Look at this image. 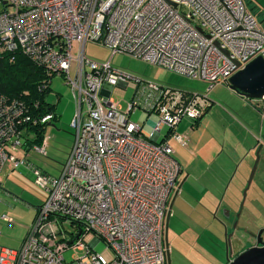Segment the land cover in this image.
<instances>
[{"label":"built area","instance_id":"obj_1","mask_svg":"<svg viewBox=\"0 0 264 264\" xmlns=\"http://www.w3.org/2000/svg\"><path fill=\"white\" fill-rule=\"evenodd\" d=\"M89 42L108 47L112 56L130 54L205 81L209 89L264 57V28L244 0H0V51H20L63 76L76 104L73 145L63 169L51 175L17 152L27 126L53 115L37 120L23 100L0 93V180L4 169L26 166L48 192L21 247L2 248L0 264H167L165 220L181 165L168 142L152 139L167 127V137L187 145L176 127L183 118L200 119L212 100L208 93L136 79L123 110L111 93L134 78L111 59L88 58ZM139 110L138 123L131 117ZM43 141L37 152L45 153ZM55 216L95 233L90 244L66 242L71 262L49 245L59 233ZM99 242L112 259L95 250Z\"/></svg>","mask_w":264,"mask_h":264},{"label":"rangeland","instance_id":"obj_2","mask_svg":"<svg viewBox=\"0 0 264 264\" xmlns=\"http://www.w3.org/2000/svg\"><path fill=\"white\" fill-rule=\"evenodd\" d=\"M244 2L246 5L256 6L259 11L262 9L264 13V0H244ZM255 16L260 22V12H256ZM75 46L77 47V44ZM84 53L92 60L111 59L116 68L134 78L130 80L128 86L116 85L112 91V97L120 102L123 110H127L129 107L127 101L137 90L136 79L191 92L208 93L214 102L202 116L203 119L195 121L193 125L192 119L185 118L183 123L185 120L189 122V129L187 128L184 132H181L184 129L178 130L182 136L189 138L188 143L191 142L187 147L180 146L178 150L175 149L174 155L179 160L177 161L183 167H187V169L184 168V175L178 182V186L181 182L183 183L188 173L193 174L195 180L192 181L191 186L187 183L180 189L169 218L167 234L172 264H226L228 259L234 258L252 246L255 243L256 234L264 228V104L262 99L241 97L226 83H218L209 89L210 84L205 81L164 69L130 54L117 53L112 56V50L100 43L89 42ZM75 69L76 65L73 64L70 73L72 77L75 75ZM50 85L51 89L46 93L45 100L54 105L53 113L56 117L50 122L51 126H47L46 151L40 153L30 150L32 161L24 158L41 171L57 175L73 145L75 128L72 126V119L76 104L71 87L66 84L63 76H54ZM247 104L257 114V128L249 125L239 113L241 109L246 110ZM226 112L232 113L237 118L241 128L235 121H233L235 124L227 121ZM141 114L142 110H139L131 118L139 123ZM167 131L168 128L164 127L162 135H165ZM251 133L256 134L263 147L260 154L255 152L248 158L244 155L239 162L235 160L230 162L227 156L228 150L216 161H214L215 154H208L209 148L208 153L205 154L206 148L214 138L219 141L230 142L226 140L230 139L232 142L246 143L250 141L247 137ZM168 139L171 138L168 137ZM20 151L17 155L23 157ZM255 165L256 169L249 183ZM15 170L14 173L9 172L7 176L3 171L1 175L3 184L0 186V251L4 247L11 249L21 247L23 239L29 234L37 217V210L48 196V192L36 183V177L31 169L21 166ZM207 186L210 189H205ZM202 191L212 193L205 194L207 197L211 196V199H202ZM215 191L218 196L216 202L214 201ZM228 211L232 213L230 216L234 218L233 222L230 221L231 218H228ZM2 214H7L12 222L3 221ZM52 220L57 223L59 233L50 239L49 245L60 249L66 262L73 260L74 253L70 246H66V242L82 239L90 244L96 238L95 233L83 224L82 234L76 238L79 232L78 224L69 218L55 216ZM229 240L230 246L227 249ZM95 250L107 259H112L111 250L107 249L104 242H99Z\"/></svg>","mask_w":264,"mask_h":264},{"label":"trees","instance_id":"obj_3","mask_svg":"<svg viewBox=\"0 0 264 264\" xmlns=\"http://www.w3.org/2000/svg\"><path fill=\"white\" fill-rule=\"evenodd\" d=\"M54 76L20 51H0V93L9 99L23 100L32 109V117L37 120L47 114L56 117L54 105L45 100ZM47 125L48 122H38L36 125L30 123L24 133V146L27 143L41 144Z\"/></svg>","mask_w":264,"mask_h":264},{"label":"crops","instance_id":"obj_4","mask_svg":"<svg viewBox=\"0 0 264 264\" xmlns=\"http://www.w3.org/2000/svg\"><path fill=\"white\" fill-rule=\"evenodd\" d=\"M250 7L253 9V11H254V13H256V12H260V18H261V24H262V26H263V28H264V13H263V11H262V9H260V11H259V9L256 7V6H254V7H252V4L250 5ZM221 84H224V83H221ZM240 95V94H239ZM210 96V95H209ZM241 96V95H240ZM241 97H243V96H241ZM211 98V97H210ZM212 100V99H211ZM212 104H214V102L212 101ZM211 104V105H212ZM214 106V105H213ZM212 106V107H213ZM210 108V107H209ZM207 112V111H206ZM239 113L241 114V115H243V118L246 120V122L250 125L251 124V126L253 127V128H257V114H256V112H255V110H253V108H250L249 107V105L247 104V108H246V110L244 111V110H239ZM226 115H227V121L230 123H234L233 121H235V123H240L238 120H237V118L232 114V113H228V112H226ZM185 118H183L180 122H179V124H178V126L176 127V130H177V132H178V130L179 129H184L183 131H181V132H184L185 130H187V128L189 127V122H185L184 121V123H183V120H184ZM201 119H203V117L201 118ZM190 120V119H189ZM194 121V120H193ZM195 121H197V120H195ZM195 121L193 122V125H194V123H195ZM234 123V124H235ZM192 125V124H191ZM48 127L49 126H51V124H50V122H48V125H47ZM240 128H241V125L239 124L238 125ZM189 129V128H188ZM243 129V128H242ZM48 130V129H47ZM47 130H46V132H47ZM180 131V130H179ZM181 134V133H180ZM227 136V135H226ZM226 136H225V139H226ZM248 136L249 137H247L248 139H250V141H248V142H246V143H244V142H241V141H236V142H232L230 139H226V140H229L230 142H226V141H219V140H216L215 138L213 139V140H211V144L206 148V151H205V154H207L208 152H207V149L209 148V150H210V153H208L209 155H211V154H215V156H214V161H216V160H218V158L220 157V155L222 154V153H224V152H227V150H228V152H227V156L229 157V159H230V162L231 161H233V160H235L236 162H239V160L245 155V157L246 158H248V156L249 155H252V153H254L255 154V152H258L259 154H260V152L262 151V146L260 145V140H259V138L256 136V134L255 133H251V134H248ZM228 137V136H227ZM46 138V137H45ZM168 140V143L173 147V150H174V154H175V149H179L180 148V146L181 147H187V146H189L190 145V143L191 142H189L188 143V140H189V138L187 139V145H185V146H182L180 143H178L176 140H174V139H167ZM31 145H29L28 143L25 145V146H23V149L20 151V154L23 156V157H26L28 160H30V161H32L30 158V150H35L34 149V145H36V144H32V143H30ZM42 144V143H41ZM214 144V145H213ZM46 146H47V139H46ZM259 146H260V148H259ZM214 147H215V150H214ZM247 155V156H246ZM174 157H175V155H174ZM176 158V157H175ZM209 158V157H208ZM177 159V158H176ZM178 160V159H177ZM208 160V159H207ZM179 161V160H178ZM180 163V162H179ZM180 165H181V173H180V176H179V180H178V182L182 179V177H183V175H184V168H186L187 169V167H183V165L180 163ZM3 171H5V174H6V176H7V174L10 172V173H14L16 170H11V169H4ZM2 175V174H1ZM193 180H195L194 179V177H193V174H190V173H188L187 175H186V177L183 179V183L181 182L180 184H179V186L177 187L178 189H179V191H178V194L180 193V189L182 188V187H185L186 186V184L188 183L190 186L192 185V181ZM3 181H2V176H1V180H0V186L3 184L2 183ZM177 188H176V190H177ZM203 188H204V186H203ZM210 189V187H208L207 186V188H205V189ZM177 194V195H178ZM205 194H212V193H208L207 191H202V195H201V198L202 199H204V198H207V199H211V196H209V197H207V195H205ZM215 196H216V199L214 200L215 202L218 200V196H217V191H215ZM177 197V196H176ZM176 200V199H175ZM212 201V200H211ZM175 203V202H174ZM212 204H215V203H213L212 202ZM174 206V205H173ZM227 207H228V209H229V206L228 205H226ZM173 208V207H172ZM229 212V211H228ZM230 214L232 215V213H230L229 212V214H228V218H231L230 219V221H232L233 222V220H234V218H232V216H230ZM4 215H7V214H2V216H1V219L3 220V221H6V220H4L3 219V216ZM8 216V215H7ZM228 229V228H227ZM227 233H228V231H227ZM233 235H234V230H233ZM26 238V237H25ZM25 238L23 239V242H24V240H25ZM22 242V243H23ZM5 248V247H4Z\"/></svg>","mask_w":264,"mask_h":264},{"label":"water","instance_id":"obj_5","mask_svg":"<svg viewBox=\"0 0 264 264\" xmlns=\"http://www.w3.org/2000/svg\"><path fill=\"white\" fill-rule=\"evenodd\" d=\"M228 85L230 89L237 92L241 96L249 99H262L264 96V57L259 55L255 57L253 60L248 62L246 66L236 73H234L228 79ZM256 169V165L253 168L251 176L249 178V183H251L254 172ZM178 193V192H177ZM177 193L173 196L167 214H166V225H165V246H166V255L168 264H171L170 257V245L168 242V222L171 215L172 207L174 205ZM263 229L259 230L256 234L257 236V245L251 246L239 253L234 258H230L227 260L226 264H264V246H259L261 242V234L263 233ZM81 231L77 234L80 236ZM227 237L228 234L226 233ZM231 238V236L229 235ZM73 240L68 241L67 244H72ZM230 240L227 243V249H229Z\"/></svg>","mask_w":264,"mask_h":264},{"label":"bare ground","instance_id":"obj_6","mask_svg":"<svg viewBox=\"0 0 264 264\" xmlns=\"http://www.w3.org/2000/svg\"><path fill=\"white\" fill-rule=\"evenodd\" d=\"M130 82V81H129ZM129 82H128V84H129ZM123 86H128V85H123ZM114 89V88H113ZM137 91V90H136ZM136 93V92H135ZM134 93V94H135ZM111 97H112V93H111ZM113 98V97H112ZM114 99V98H113ZM115 100V99H114ZM135 102V101H134ZM137 103V102H136ZM137 104H139V103H137ZM54 119V117L50 120V121H48V122H51L52 120ZM163 130V129H162ZM168 132V131H167ZM167 134V133H166ZM162 135V133H161V135L159 134V133H156L155 135L156 136H160L158 139H156V138H153L152 140L153 141H158V142H161V141H166V142H168V137H167V135ZM45 138V137H44ZM44 140V139H43ZM24 141H25V137H24ZM29 142V141H28ZM44 142V141H43ZM43 142H42V144H36V145H34V146H39V147H42L43 146ZM173 148V147H172ZM45 151H46V146H45ZM26 159V158H25ZM27 160V159H26ZM28 161V160H27ZM29 162V161H28ZM38 168V167H37ZM39 169V168H38ZM62 169H63V167H62ZM61 169V170H62ZM179 191V189L177 188V191L175 192V193H177ZM178 194V193H177ZM172 198H173V196H172ZM172 200V199H171ZM78 234V233H77ZM82 234V231H81V233H80V235ZM164 237H165V233H164ZM255 245H257V243L255 244ZM252 246H254V245H252ZM260 246V245H259ZM261 246H264V244L262 243V245ZM251 247V246H250ZM243 252V251H242Z\"/></svg>","mask_w":264,"mask_h":264},{"label":"flooded vegetation","instance_id":"obj_7","mask_svg":"<svg viewBox=\"0 0 264 264\" xmlns=\"http://www.w3.org/2000/svg\"><path fill=\"white\" fill-rule=\"evenodd\" d=\"M260 230H262V229H260ZM263 230H264V228H263ZM263 233H264V231H263ZM263 233L260 236V238H261L260 246L262 245V243H264L263 242ZM256 243H257V236H255V243L253 245H255ZM170 253H171V251H170ZM167 264H168V260H167ZM171 264H172V259H171Z\"/></svg>","mask_w":264,"mask_h":264}]
</instances>
